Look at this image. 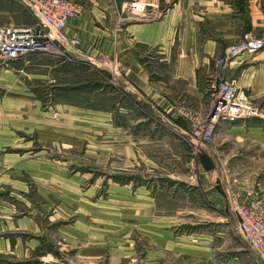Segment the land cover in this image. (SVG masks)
<instances>
[{
	"label": "rangeland",
	"instance_id": "obj_1",
	"mask_svg": "<svg viewBox=\"0 0 264 264\" xmlns=\"http://www.w3.org/2000/svg\"><path fill=\"white\" fill-rule=\"evenodd\" d=\"M128 1L119 0V29L158 19L147 2L142 20L134 19ZM259 6L264 16V0ZM0 25L36 26L37 19L19 0H0ZM252 37L264 40V26ZM90 38H76L79 50L43 55L51 70L35 68L29 57L0 56V264H263L228 204L230 219L214 221L205 176L216 171L211 152L233 176L242 172L241 154L264 156V97L235 83L264 47L232 64L227 52L235 40L198 68L191 86L178 75L175 48H165L163 64L149 50L141 91L116 80L129 68L112 51L97 52L101 69L77 60ZM225 84L253 116L211 124ZM239 124L244 131L232 129ZM251 126L259 129L248 135ZM236 133L254 146L238 144ZM228 187L263 209L238 179Z\"/></svg>",
	"mask_w": 264,
	"mask_h": 264
},
{
	"label": "crops",
	"instance_id": "obj_2",
	"mask_svg": "<svg viewBox=\"0 0 264 264\" xmlns=\"http://www.w3.org/2000/svg\"><path fill=\"white\" fill-rule=\"evenodd\" d=\"M74 1L79 7V15L69 21L67 33L83 41L91 35L88 39L87 52L81 53V58L77 60L87 62L86 65L91 64L95 69H101L102 64L94 60L97 52L101 48L105 52L112 51L120 63L129 68L128 77L123 79L116 74V80L126 83L128 87L131 81L137 84L141 91L146 89L143 86H147L142 59L149 50L154 49L162 55L158 61L163 64L165 48H175L174 50H177L175 53L179 58L178 75L187 80L191 86L192 82H196L200 66L208 67L207 64L221 50L233 44L243 33L258 36L264 26V16L259 8L260 0H144L147 4L149 3L148 7L151 6L150 11L156 14L151 18L158 16L160 18L152 22L144 23L143 20L139 24H127L121 29L117 25L121 12L119 0ZM161 11L162 14H159ZM93 47H96L98 51H95ZM108 53L107 55L110 54ZM28 57L31 60L29 63L32 66L35 64V68L50 69L51 65L45 62L47 59H44L43 54ZM247 59L249 56L243 54L231 63L239 62V60L247 62ZM252 59L241 69L240 76L235 83L239 89L248 90L250 97H264V52L255 55ZM232 129L244 131L242 124L233 126ZM258 129L257 127L247 128L245 132L248 130L247 134L250 135ZM236 134L240 136L237 138L238 144L249 146L248 142H252L250 145L254 146V139L252 141L244 137L242 133ZM259 145L261 148L264 144ZM247 153L250 152H245L239 157H245L243 161H238V164H244L239 170L242 172H237V175L233 176L232 172L229 173L228 167L215 163L219 157L216 152H211L216 171L209 173L205 178L212 188L213 204L209 205V211L213 210L214 212H211L219 215V218L215 217V222L222 223V220L227 222L230 219L225 196V188L228 187L229 180L238 179L245 189L251 191L250 195L257 194L264 209V156L261 159L252 151L254 156L249 158ZM208 219L210 223L213 221L211 215ZM147 230L153 236L150 239L157 243L158 234L151 227ZM200 237L206 239L205 235H200ZM191 245L195 244L191 243Z\"/></svg>",
	"mask_w": 264,
	"mask_h": 264
},
{
	"label": "built area",
	"instance_id": "obj_3",
	"mask_svg": "<svg viewBox=\"0 0 264 264\" xmlns=\"http://www.w3.org/2000/svg\"><path fill=\"white\" fill-rule=\"evenodd\" d=\"M37 19L36 26L15 27L0 25V56L7 60H19L34 54L59 55V47L70 51L79 50L80 41L69 37V21L79 15V7L74 0H19ZM146 2L129 0L127 12L134 19L145 15ZM264 47V40L250 35L243 36L227 52V59L243 54H252ZM236 89L233 84H225L217 96L218 106L211 116V124L239 120L241 110L248 108L243 100H234ZM246 111V110H245ZM247 114H253L248 108ZM212 129V127L210 126ZM202 135H208V131ZM197 135H199L197 133ZM239 187L225 188V196L231 213L235 217L239 235L251 252L264 264V210L258 200L244 198ZM241 191V190H240Z\"/></svg>",
	"mask_w": 264,
	"mask_h": 264
},
{
	"label": "bare ground",
	"instance_id": "obj_4",
	"mask_svg": "<svg viewBox=\"0 0 264 264\" xmlns=\"http://www.w3.org/2000/svg\"><path fill=\"white\" fill-rule=\"evenodd\" d=\"M245 110L248 111V108H245ZM245 110H241L240 111L241 112V117L248 118V117H251V116L254 115V113L253 114H247Z\"/></svg>",
	"mask_w": 264,
	"mask_h": 264
}]
</instances>
